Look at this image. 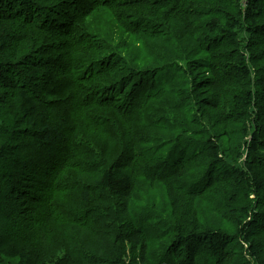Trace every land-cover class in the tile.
<instances>
[{
  "label": "trees",
  "instance_id": "obj_1",
  "mask_svg": "<svg viewBox=\"0 0 264 264\" xmlns=\"http://www.w3.org/2000/svg\"><path fill=\"white\" fill-rule=\"evenodd\" d=\"M98 17L140 39L145 68L133 50L92 48L94 60L114 68L88 66L71 86L59 81L67 62L83 64L72 57L93 42L82 27ZM145 39L162 45L161 61ZM22 42L36 49L21 46V57ZM14 61L24 62L22 72ZM111 78L122 82L121 99L102 89ZM62 90L65 107L49 109L58 120L50 123L39 105ZM75 119L91 130L82 133ZM120 119L138 130L119 137L111 124ZM96 127L110 128L112 148L94 145ZM156 185L174 211L181 195L194 201L219 189L215 225L179 234L160 221L144 237L145 224L109 219L128 216L140 188ZM8 207L41 221L42 232L34 233L38 251L24 246L25 235L17 244L0 232V264H149L147 242L171 234L151 264H264L251 239L254 225L264 227V0H0V214ZM156 209L140 221L156 219ZM71 233L83 235L88 252L67 248Z\"/></svg>",
  "mask_w": 264,
  "mask_h": 264
},
{
  "label": "rangeland",
  "instance_id": "obj_2",
  "mask_svg": "<svg viewBox=\"0 0 264 264\" xmlns=\"http://www.w3.org/2000/svg\"><path fill=\"white\" fill-rule=\"evenodd\" d=\"M98 19L101 20L100 21L101 27H96V26L92 25V23L97 21ZM108 25H109V23L106 22L105 18H99V17L97 19H93V21H92V19L89 21H86L83 24V27H82L83 35L88 36L89 38H90V36L93 37V42H90V40H88V41H86V44L84 43L83 45L80 46V48H78L76 53L73 52L74 54H73L72 58L77 60V62H82L83 64L79 63L77 65H74L73 61L67 62L68 63L67 67L65 65L62 68V71H63L62 76L57 75L59 81L67 83L69 86H71V83L75 79H80V78L84 77L83 71H85L88 68V66H91L92 71L97 73L100 70V64L102 63L103 60H94V59H97V56H100V55L96 51H94L92 48L102 49V50L108 51V47H110L111 50L116 54L119 53L118 52L119 46H121V48L123 50L122 54L131 53V50H133L132 56L134 57V62L139 64V65H142L141 68H145V65H146L145 60L140 56L139 48H137L139 46L140 39H137V37L129 36L128 34H126L123 30H121L119 28L120 24L118 22L116 23V25H114L112 23V25H113L112 28H109ZM25 30H28V26L25 27L24 31ZM132 32H134L133 28H132ZM29 34L32 36L34 35L33 32H31V31H29ZM19 35L20 34H18V36ZM41 40H44V38H41ZM142 42L145 43V45H151L152 48L154 47L153 51L156 54L161 52V50L159 48L162 49V45L160 44V46H159L157 44L156 40L145 39V40H142ZM23 45L36 49V46H34L33 44L28 43V42L27 43L22 42L19 45V48L21 51V57H26V55H28V52H26L21 47ZM39 45H41V44L39 43ZM64 49L67 50V53H66L64 59H67V56L71 53V51L67 45H65L62 50H64ZM145 51H147V50L145 49ZM33 53H35V52H33ZM33 53H31V54H33ZM160 54L161 53H159L157 55L161 61L162 58H161ZM39 55L43 57L44 54L42 52H39ZM54 55L56 56L57 54H51L50 56L49 55L48 56L52 57ZM100 59H103V57H101ZM7 63L10 64L12 69L17 70V71H21V72L25 67V65L23 64L24 62L14 61V62H7ZM114 63L115 62H112L110 64L102 63L101 66H104V67L109 66L111 68H114ZM15 68H18V69H15ZM101 75L104 79L103 80L104 83H106V78H110L108 73H106L105 71ZM108 82L111 83V87L110 88H104L105 86H103L102 89L111 90V94H110L109 98H111L114 95L113 93H115V99H121L122 97L119 94V91H120L119 89H121V87H122V82L116 83L115 80H112V78ZM53 87H56V89H58V87H60V86L54 85ZM63 92L64 91L62 90V92L60 94H56L55 96L47 94L43 98V102L39 105V109L41 108V111L43 113L45 112V114L49 113V112H51L57 108L63 109V107H65V106H62L60 101H62V99L68 95V93H65V92L63 93ZM53 103H55V105H53ZM121 103L122 102H119L118 104H121ZM53 106H55L54 109L50 111L49 109L53 108ZM66 109H68V108L66 107ZM110 114H113V112L110 111ZM50 116L53 119L52 120L49 119L50 120L49 122L50 123H57L58 120L54 118L55 113L51 112ZM104 116H107V115L102 114L101 116H98V117H104ZM131 118H133L135 120L134 117H131ZM75 120H77V119H75ZM77 121H78V123L83 124V126H84L82 129V133L91 130V129L87 128V126L85 125V123H89L88 121H85V123L83 121L82 122L79 120H77ZM92 126H93V124H92ZM111 127L116 128V131H117L119 137H122V138L124 136H126L128 131L130 129H132L133 127H134L133 128L134 130H138V126L135 125L131 128L130 123H125L121 119L118 122H112ZM109 129L110 128L106 129L105 127H96L94 132L88 133V137L89 138H92V137L95 138L93 141V143H95L94 145H100L101 149L103 147L112 148L114 145L109 146V142H110L109 141L110 136H108L110 133L108 131ZM46 150H47L46 154L49 155L50 150H48L47 148H46ZM52 154H53V156H55V153H53V151H52ZM85 156H87V155H85ZM68 172H69V169L65 171V175ZM185 183L182 184L183 187L185 186ZM163 192H165V189L159 185H156L154 187V190H152V191H151V189H148L146 187H142L137 192L136 196H134L133 201H131L132 202L131 208H130L131 212L128 214V216H122V213H121V214H118L117 216H114V219L112 218V216H109V219H111V220H113L119 224L124 223L128 219L135 220L136 223L138 222L140 224H145L146 226L144 228V232H142V235L144 237L151 235V233H153V232L157 233V225L160 221H168V222H170L171 225L177 226L176 231L179 234L184 230H186L187 233H189L195 229H198L199 226L201 225V223H205L208 225H215L214 216L217 213V198H218L217 195L219 193V189L212 191V194L209 191L205 192L203 194L200 193V196L197 197L194 201H189V200H187L185 195L184 196L181 195L179 197V201L175 204L173 203L174 206L176 207L175 211L173 210V207L171 206V208L173 210V214H172L171 208L166 205V198H164ZM154 193H156V196L154 195ZM250 199L255 201V196L252 194L250 196ZM172 202H173V200H172ZM153 204L157 205V209L152 210V212L156 216V219L155 218L150 219V217L147 214L148 217L145 218V220L140 221V217H141L142 213H146L147 211L151 210V207ZM8 209H9V207L6 209L7 212L5 215L0 214V232H4V234H3L4 238H7L11 242H16L18 244V239L23 241L20 234L25 235L28 239L26 242L23 241L25 243L24 246L27 247L28 249L38 251L39 245H38V242L36 241V237H35L34 233L36 231H38L40 233L42 232L40 230L41 221H39L38 224H35L33 222L32 218L30 217V215L17 212L16 208H14V207H12V210L11 209L8 210ZM13 210H15V211H13ZM160 213H162V215ZM182 223H185V224L182 226ZM96 224H97V222L94 224V226ZM107 226L108 225L106 223L103 224V232H107V230H108ZM254 227H255V230L253 231V234L251 235L253 245L257 244L258 246H260V248L264 249V227L262 229H258V228H260V225H254ZM44 233L46 235L49 234L46 231H44ZM68 235H70L71 238H68V237H65V238H68V241L72 240V242L70 245H68L67 248L82 249L83 251L88 252L86 248H84L83 246H80L83 242L82 241L83 235H79L78 233H71ZM174 236H175L174 234H171L167 238H165V236L163 235L162 237L159 238V241L150 240L147 242L146 251H147V253L150 254L149 258H147L149 261V264H151L150 259H151V257H153V254L157 250L159 245L160 244H165V245L169 244ZM8 243L9 242L7 241L6 244H8ZM64 246H66V243H64ZM73 254L74 253H72V255ZM60 255H62V254L60 253ZM76 255H78V252L76 253ZM125 256L127 258H130V256H131L130 246H128L126 248ZM261 258H262V255H259V259H261ZM49 259L50 258L45 257L46 261H48ZM16 261H17V259H11L10 261H7L5 264H9V262H11V264H15ZM125 262H128V261L126 260Z\"/></svg>",
  "mask_w": 264,
  "mask_h": 264
},
{
  "label": "bare ground",
  "instance_id": "obj_3",
  "mask_svg": "<svg viewBox=\"0 0 264 264\" xmlns=\"http://www.w3.org/2000/svg\"><path fill=\"white\" fill-rule=\"evenodd\" d=\"M203 161V160H202Z\"/></svg>",
  "mask_w": 264,
  "mask_h": 264
}]
</instances>
